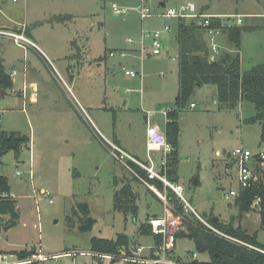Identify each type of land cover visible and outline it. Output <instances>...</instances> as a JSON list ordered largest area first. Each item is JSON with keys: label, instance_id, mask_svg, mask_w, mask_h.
I'll list each match as a JSON object with an SVG mask.
<instances>
[{"label": "rangeland", "instance_id": "obj_1", "mask_svg": "<svg viewBox=\"0 0 264 264\" xmlns=\"http://www.w3.org/2000/svg\"><path fill=\"white\" fill-rule=\"evenodd\" d=\"M188 1L147 0L154 15L141 20L137 10L140 0H0V22L43 23L35 42L47 56L42 58L32 51L27 55L12 39L0 40L14 58L4 65L7 73L15 77L19 71L17 91L0 92V131L20 132L31 139L19 159L12 152L1 159L2 173L13 188L20 214L18 226L0 234L3 249H35L46 257L62 254L38 264H93L87 255L93 237L114 239L126 234L133 247L152 244V238L138 229L148 218L164 215L163 203L113 158L106 140L117 141L147 162L148 129L164 131L163 112L178 110V19L163 17L160 3L177 8ZM113 4L128 10L117 15ZM197 8L204 15H239V27L247 29L241 40V72L264 65V17L258 16L264 14V0H197ZM55 16L72 19L50 23ZM166 26L170 31L163 34L159 57L140 61L129 51L124 58L119 55L120 50L140 49L142 31ZM128 39L134 43H126ZM222 45L229 49L228 43ZM146 46L149 49L148 41ZM25 59L31 63L26 88L20 77ZM126 71L137 72L138 77L127 76ZM30 83H35V89ZM33 94L35 101H31ZM192 103L194 109L190 108ZM256 114L255 105L247 101L234 110L221 107L215 86L197 88L180 112L178 178L184 197L207 223L210 217H217L223 224L241 226L250 235L257 233L264 245L260 216L241 214L235 198H225L239 187L228 154L239 146L264 152L261 125L246 122ZM151 155L158 163V153ZM123 183H130L138 196L137 219L113 210L114 192ZM41 189L50 196L42 195ZM80 203L88 204L96 220L88 233L78 230V219L73 215ZM69 252L76 255H64ZM193 253L198 262L211 261L209 254L197 253L192 240L177 241V257L188 261ZM5 254L7 262L19 261L16 255Z\"/></svg>", "mask_w": 264, "mask_h": 264}, {"label": "trees", "instance_id": "obj_2", "mask_svg": "<svg viewBox=\"0 0 264 264\" xmlns=\"http://www.w3.org/2000/svg\"><path fill=\"white\" fill-rule=\"evenodd\" d=\"M69 19H72V17L55 16L49 22L64 23V21ZM213 22L214 26L219 27L217 20ZM245 31L247 29L243 27L224 29L222 35L226 37L229 49L221 52L219 58L211 62L209 60L211 52L206 42L205 30L185 19H180L178 22L176 38L179 51L180 81V89L176 100L178 110L169 111L165 125L167 139L175 149L168 158V176L172 182L179 183L180 112L188 104L197 88L204 85L215 86L217 89V102L227 110L236 109L243 101L254 104L257 114L247 119L246 122L250 124L259 123L261 125V141L264 142V65L257 66L245 73L241 72L240 49L242 36ZM12 88V77L7 73L0 56V90L6 91ZM30 142V138L20 132L0 131V228L3 231L17 227L20 222V214L17 201L11 195L9 179L2 173L1 159L10 152L14 154L16 159H19L22 150L28 147ZM114 143L119 145L117 141ZM131 165L137 173L145 176L143 170L132 163ZM133 179L139 182L135 176H133ZM154 183L160 191H163V187L159 182ZM115 184H118L117 179ZM151 193L157 198L153 192ZM256 195H261L263 198L262 212L259 216L261 226L264 227L263 187L257 190L241 192L240 197L235 199V203L241 214L250 213V206ZM169 196L172 195L169 194ZM174 204L182 213V206L175 200ZM113 210L123 214L125 217L131 216L133 219H137L139 211L138 196L132 190L130 183H123V186L114 192ZM73 215L78 219V230L81 233L91 232L96 225V220L91 217V210L87 203L78 204ZM157 217L159 216L155 215L151 218ZM213 218H209V223L223 234L264 251V245L259 243L257 233L250 235L241 226L235 227L233 223L223 224L219 219L213 222ZM149 219L140 225L138 231L143 236L153 237L151 226L148 223ZM67 220L71 222L72 219L69 216ZM185 224L187 225L186 232L177 234V239L192 240L197 253H207L211 259L207 263L194 261L193 264H264V253L234 244L218 236L208 230L194 216H186ZM154 239L159 243V238ZM132 246L133 241L126 234H118L114 239L93 237L90 240V252L93 253L119 254L122 249H128ZM0 254L3 253L0 252ZM11 254L16 255L19 262H23L31 259L36 255V252L32 253L30 250H25L11 252ZM32 264H38V262Z\"/></svg>", "mask_w": 264, "mask_h": 264}, {"label": "built area", "instance_id": "obj_3", "mask_svg": "<svg viewBox=\"0 0 264 264\" xmlns=\"http://www.w3.org/2000/svg\"><path fill=\"white\" fill-rule=\"evenodd\" d=\"M14 2L17 0H13ZM114 13L120 15L126 12L128 9H120L116 4H113ZM141 20H145L153 17L154 13L147 5V0H140V5L137 8ZM164 13L163 17L171 19H185L193 22L199 28L205 30L211 43V55L210 61H216L221 55V49L218 44V39L222 35L224 29H231L234 27H239L242 24L241 17L232 15L227 18H219L216 15H204L198 12L197 0H189L185 5L177 8H166L162 9ZM217 20L219 22V27L214 26V22ZM21 33H0L1 35L8 37L14 41L17 46L27 47L32 45L31 41L25 37V28H22ZM170 31L169 26H166L163 30H152V31H142L140 45V55L142 61L149 56H160L163 49V34ZM146 41L149 42V49L146 46ZM128 44H133V40L128 39L126 41ZM114 56V54H110ZM119 55L124 58L128 54L125 50H120ZM16 72H13L15 75ZM127 76L137 78L138 73L132 71H126ZM195 104H191L190 108L194 109ZM169 112H163L167 118ZM109 145V150L113 158L122 164V166L127 169L133 176H135L139 182L147 187L151 192H153L164 206V215L162 217L150 218L148 223L152 229V244L149 246H136L131 248H124L119 254H100L88 252L87 255L93 258V264H193L196 261L197 254H192L189 256V260L185 261L183 258L177 257L175 255V248L177 244V234L186 232L187 225L185 224L186 216H194L198 219L208 230L217 234L220 237L231 241L234 244L257 250L262 253L264 251L259 250L243 241L232 238L226 234H223L219 230L213 227L210 223H207L198 212L190 205V203L184 197L185 189L181 183L172 182L168 176V164L169 156L174 152V147L169 143L165 132H161L157 127H150L147 131V152L148 160L143 162L128 154L122 148H120L115 143L106 140ZM152 153L159 154V162L157 163ZM232 161L233 167L236 170V178L238 182V189L231 190L229 193L225 194V198L230 200L232 198H239L241 192L247 190H254L264 188V152H252L251 150L239 146L235 148L231 153L228 154ZM132 164L139 167L145 172V176L137 173L132 167ZM23 173L18 172L17 175H22ZM30 180L32 181L33 170L32 164H30ZM154 182H159L163 191H160ZM42 195L50 196L49 192L42 190ZM171 194L172 196H169ZM182 206L183 212H177L174 209V200ZM53 203V200H50ZM263 198L261 195H256L250 206L251 213L255 215H260L262 212ZM175 213V214H174ZM3 230L0 228V234ZM154 238H159L160 241L157 243ZM148 250V253H144ZM83 255L86 253H82ZM65 256H75V252H69L64 254ZM63 255V256H64ZM60 256L46 257L41 252L36 253L31 259L17 262L13 264H32L35 262H44L48 259H56ZM7 256L0 257V264L6 263ZM12 264V263H10Z\"/></svg>", "mask_w": 264, "mask_h": 264}, {"label": "crops", "instance_id": "obj_4", "mask_svg": "<svg viewBox=\"0 0 264 264\" xmlns=\"http://www.w3.org/2000/svg\"><path fill=\"white\" fill-rule=\"evenodd\" d=\"M164 5V6H163ZM160 6L162 7V8H164L165 7V3L164 2H161L160 3ZM130 9H133V8H129V10ZM213 15H216V16H220L219 18H223L224 16H232V15H228V14H213ZM258 16L259 17H264V14H258ZM225 18V17H224ZM8 22L10 23V24H6V23H3V22H0V33H21V32H23V30H22V28H25V32H24V34H25V37L28 39V40H30L31 41V43H32V45H28L27 47H25V48H23V47H20V46H17L15 43H14V45L18 48V49H20V50H22V51H24V53L26 54L27 53V55H28V53L30 52V51H32L34 54H36V55H38V56H40V57H44V56H46L45 55V52L42 50V48L39 46V44L38 43H36L35 42V35H36V31H37V29L40 27V26H42V22L41 21H36L35 23H32L31 25H29V24H26V23H24V24H21V23H19V22H16L14 19H10V20H8ZM178 22H179V20H178ZM191 22V21H190ZM193 23V22H192ZM178 25V24H177ZM3 38H7V37H5V36H3V35H1L0 34V40L1 39H3ZM205 38H206V42H207V44H208V46H209V49H210V52H211V43H210V39H209V37H208V35L207 34H205ZM8 39V38H7ZM176 42H177V39H176ZM223 42H225V43H227V40H226V37L224 36V35H221L220 37H219V39H218V44H219V46H220V49H221V52L222 51H224V50H227V49H223V45H222V43ZM42 44L44 45V47H48L46 44H45V42L43 41L42 42ZM126 52H128L129 54H132V53H135L134 55H133V58H137V59H140V61H142V59H141V55H140V49L138 50H125ZM24 54V55H25ZM178 55H179V51H178ZM0 56H1V58H2V60H3V63H4V65H6V63L8 62V60L10 61V60H12V59H14L13 57H12V53H10V51H9V48H8V46L7 45H4L3 44V42L2 41H0ZM47 57V56H46ZM157 57H159V56H156V58ZM146 58H154L153 56H147ZM145 58V59H146ZM27 59H25V61H23V72H22V74L20 75V77L22 78L21 79V81H22V84H23V86H24V88H26L28 85H27V78H28V76H29V70H30V66H31V63L29 64V62L28 61H26ZM178 61H179V57H178ZM18 72V75H19V71H17ZM18 75H14L15 77H13L12 75H11V77H12V80H13V88H12V92H15V91H17L16 90V84H17V79H16V77L18 76ZM141 77V76H140ZM30 85H32L33 87H34V89H35V83H30ZM22 95V94H21ZM22 97H23V95H22ZM21 99H19V101H20ZM177 100V99H176ZM31 101H35V95L33 94L32 96H31ZM192 104H194V103H192ZM166 121H167V118H166ZM166 125V124H165ZM162 132H165V128H164V131H162ZM146 138H147V136H146ZM31 140V139H30ZM31 143V142H30ZM120 148H122L124 151H126L128 154H130V155H132L131 153H129L126 149H124L123 147H121V145L119 144L118 145ZM133 157H135V158H137L138 159V157H136V156H134V155H132ZM152 156V155H151ZM158 156H159V154H158ZM138 160H140V159H138ZM147 160H148V152H147ZM10 183V182H9ZM11 186V185H10ZM41 190H43V189H41ZM11 195H12V197L15 199V193H14V191H13V188L11 187ZM16 200V199H15ZM251 213V212H250ZM219 219V218H218ZM0 241H2V240H0ZM0 252H2L3 254H0V257H2V256H7L5 253H10V256L12 257V256H14L13 254H11V252H16V251H8V250H6V249H3V246L1 245V242H0ZM18 252V251H17ZM36 252V251H35ZM39 253V252H38ZM62 254H60V255H53V256H61ZM19 262V261H18ZM6 263H17V262H15V261H12V262H7V259H6Z\"/></svg>", "mask_w": 264, "mask_h": 264}, {"label": "water", "instance_id": "obj_5", "mask_svg": "<svg viewBox=\"0 0 264 264\" xmlns=\"http://www.w3.org/2000/svg\"><path fill=\"white\" fill-rule=\"evenodd\" d=\"M163 6H164V5H163ZM0 92H1L2 94H4V90H0ZM217 220H218L217 217H214V218H213V222H216ZM35 251H36V250L33 249V250H32V253H35Z\"/></svg>", "mask_w": 264, "mask_h": 264}]
</instances>
